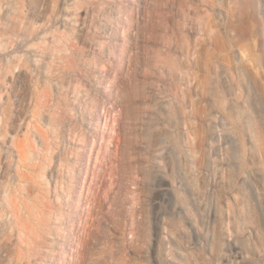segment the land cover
I'll return each instance as SVG.
<instances>
[{"label":"rangeland","instance_id":"374dc122","mask_svg":"<svg viewBox=\"0 0 264 264\" xmlns=\"http://www.w3.org/2000/svg\"><path fill=\"white\" fill-rule=\"evenodd\" d=\"M0 264H264V0H0Z\"/></svg>","mask_w":264,"mask_h":264},{"label":"built area","instance_id":"2783aa9c","mask_svg":"<svg viewBox=\"0 0 264 264\" xmlns=\"http://www.w3.org/2000/svg\"><path fill=\"white\" fill-rule=\"evenodd\" d=\"M173 173H174V175H176L177 176V172L176 171H173ZM179 177V176H178Z\"/></svg>","mask_w":264,"mask_h":264}]
</instances>
